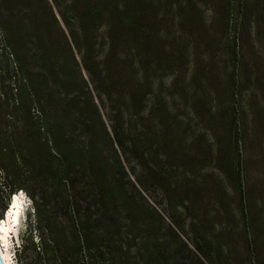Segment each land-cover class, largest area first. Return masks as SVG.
<instances>
[{"label":"rangeland","instance_id":"1","mask_svg":"<svg viewBox=\"0 0 264 264\" xmlns=\"http://www.w3.org/2000/svg\"><path fill=\"white\" fill-rule=\"evenodd\" d=\"M59 1L0 0V220L14 182L40 222L23 249L21 223L15 264H264V0ZM21 42L48 116L73 128L78 206L48 170L49 135L30 142ZM49 42L73 114L40 68ZM74 215L98 259L66 246Z\"/></svg>","mask_w":264,"mask_h":264},{"label":"trees","instance_id":"2","mask_svg":"<svg viewBox=\"0 0 264 264\" xmlns=\"http://www.w3.org/2000/svg\"><path fill=\"white\" fill-rule=\"evenodd\" d=\"M51 1L57 7L61 5V1L59 0H51ZM46 4L48 5L50 12L52 14L51 16L55 22L57 19L55 18L52 8L49 5L48 1H46ZM66 7H71V6H66ZM87 14L89 13L87 12ZM63 20L67 27L70 26L69 19L64 14H63ZM71 36H72V33H71ZM73 40H74V37H73ZM20 44H22V46L19 47L11 43L12 54L15 57V62L17 63L19 72L22 75L21 80L26 82V83H23V85H25V87L28 89V97L30 98L31 104L35 105L38 108L37 111L39 112L38 114H40V116L34 115L30 117L31 129H32V133L30 134L31 136L30 142L31 144L39 145V143H41V137L39 136V134L42 130L44 131L43 133L49 135L48 140L44 139V145L46 146L48 150V153H47L48 170L50 171V174L52 175L54 180L58 181L59 183H62V186L64 187L66 193H70L68 197L70 205L72 207L73 205L78 206L79 205L78 203L80 201L81 196L83 195L82 193H84V190L80 189L82 191H77L76 190L77 186L75 185V180H74L77 174L75 169L78 167V163L76 162V156L78 154V149L74 145L73 128L65 129L64 127L65 124L62 120L55 121L48 116V113L51 111V109H49V107L47 106L46 101L44 102L45 98H44V95H42L41 93L42 89L40 86V81L38 80L36 76H30L28 75V73L24 74V72H27L26 70V67H27L26 58L27 57H26V53L24 50L25 46H23L24 43L21 42ZM65 44L71 54L70 46L67 40H65ZM54 48H55L54 43L49 42L47 44L45 53L49 55H46L44 52L40 54L39 59L43 62V64L41 65L42 67L40 68L41 69L45 68L43 70H48L49 73H51L52 75L56 77L57 82L60 83L59 86L56 83H54L53 85L55 86V88L59 87V89H57L56 92H58L60 89L63 88L64 89L63 93L66 94L68 98L65 101L63 108L68 113L73 114L74 110H73L72 105L75 103L76 104L79 103L78 102L79 96L73 92V89H72V85L74 84L73 80L70 77H68L67 73L65 72L66 63L64 64L57 63V60H56V63H54L55 61L51 62L50 67H47L46 66L47 64L45 63L46 60H49V57L51 56V53L54 50ZM36 49H39V47ZM36 55L37 54H32L33 57H35ZM72 60L74 64H77L73 56H72ZM59 76L62 77L60 81L58 79ZM52 90L49 91L48 93L51 94V92H53ZM48 93H46L45 95H47ZM32 108H33L32 106L29 107L28 112H30V109ZM92 149H93L92 146H90L89 149H87L89 151L88 153H90ZM28 172L30 175H34L37 172V168L36 167L33 168L29 166ZM90 175L91 174L88 175V180L93 179L92 176ZM7 187H8L9 194H8V199L4 207L1 210V213L3 212L1 214L2 217L5 214L4 209L7 206L10 193L11 191H13V188L16 186H15V183L12 182L11 184H7ZM17 190L19 189H16L15 191ZM33 206H34L33 208L34 214L33 215L29 214L27 217V226L24 231V235L22 236V239H21V249H23L22 246H25L23 245V242L26 241L27 239L32 240L33 236L40 229L39 213L37 212V210H35L36 207L34 203H33ZM4 218L2 220H4ZM74 222L75 224L73 225L74 228H72V235L71 234L69 235L68 237L69 240L68 242H66V246H68L71 243H74V245L76 246V256L83 254L86 257H93V258L98 259L101 253L98 251H95V249L92 247L93 245H91L88 239L85 237L86 235L83 237L82 233H80L81 231H79V227L78 225H76V223L78 224L77 218ZM46 228L48 227L43 226V229H46ZM59 264H64V263L63 261H60Z\"/></svg>","mask_w":264,"mask_h":264},{"label":"bare ground","instance_id":"3","mask_svg":"<svg viewBox=\"0 0 264 264\" xmlns=\"http://www.w3.org/2000/svg\"><path fill=\"white\" fill-rule=\"evenodd\" d=\"M12 203L8 213L4 214L5 218H1L2 223L0 224V253L2 257L3 264H15L14 259L9 252V231L14 233L20 228L21 225V215L23 214V194H17L12 197L9 204ZM14 205H18L13 209ZM9 206V205H8ZM5 213V212H4ZM12 215V217L10 216ZM10 217L12 222L10 223Z\"/></svg>","mask_w":264,"mask_h":264},{"label":"clouds","instance_id":"4","mask_svg":"<svg viewBox=\"0 0 264 264\" xmlns=\"http://www.w3.org/2000/svg\"><path fill=\"white\" fill-rule=\"evenodd\" d=\"M28 204L23 205L24 209H23V216L21 217V223L23 221L27 222V217L29 214L33 213V205L31 206V199L29 198V200L27 201Z\"/></svg>","mask_w":264,"mask_h":264},{"label":"water","instance_id":"5","mask_svg":"<svg viewBox=\"0 0 264 264\" xmlns=\"http://www.w3.org/2000/svg\"><path fill=\"white\" fill-rule=\"evenodd\" d=\"M0 264H3L1 253H0Z\"/></svg>","mask_w":264,"mask_h":264},{"label":"snow or ice","instance_id":"6","mask_svg":"<svg viewBox=\"0 0 264 264\" xmlns=\"http://www.w3.org/2000/svg\"><path fill=\"white\" fill-rule=\"evenodd\" d=\"M14 207H18V205H14Z\"/></svg>","mask_w":264,"mask_h":264}]
</instances>
